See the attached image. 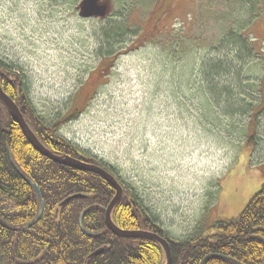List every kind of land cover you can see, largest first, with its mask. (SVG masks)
<instances>
[{
	"label": "rangeland",
	"instance_id": "374dc122",
	"mask_svg": "<svg viewBox=\"0 0 264 264\" xmlns=\"http://www.w3.org/2000/svg\"><path fill=\"white\" fill-rule=\"evenodd\" d=\"M80 1L0 0V65L165 238L212 235L264 183V0H110L104 20L79 18Z\"/></svg>",
	"mask_w": 264,
	"mask_h": 264
},
{
	"label": "trees",
	"instance_id": "16d2710c",
	"mask_svg": "<svg viewBox=\"0 0 264 264\" xmlns=\"http://www.w3.org/2000/svg\"><path fill=\"white\" fill-rule=\"evenodd\" d=\"M227 37L230 38L229 34ZM237 37L235 43L247 41L243 34ZM231 47L236 50L238 44L229 43L221 53ZM251 52L247 47L249 56ZM234 53L229 51L228 55L235 63L238 57ZM220 64L213 66L220 68ZM220 76L217 73L215 77L220 79ZM207 78L206 74L208 82ZM21 83L13 68L4 65L3 69L0 65V87L19 107L35 138L57 156L87 162L78 150L56 137L52 125L55 121L46 123L29 106ZM25 102L28 108L24 107ZM21 174L37 186L43 203L40 220L29 229L24 226L35 219L40 204ZM130 194L123 190L111 220L123 231H150L164 238L171 250L172 264H200L209 255L217 256L208 258L204 264H233L225 258L240 264H264V245L252 238L259 235L264 239V183L237 218L213 222L212 235L202 232L181 240L165 238L162 229ZM113 195L104 178L57 164L37 153L0 101V218L17 230L0 226V264H165V252L157 241L115 236L106 228L105 209ZM80 225L97 234L87 236Z\"/></svg>",
	"mask_w": 264,
	"mask_h": 264
},
{
	"label": "water",
	"instance_id": "95a60500",
	"mask_svg": "<svg viewBox=\"0 0 264 264\" xmlns=\"http://www.w3.org/2000/svg\"><path fill=\"white\" fill-rule=\"evenodd\" d=\"M74 8L77 11L78 17L81 19L99 18L101 20H104L105 18H107V15L110 14L112 6H110V0H81ZM0 101L2 102V104H4L5 108H7L11 118L14 119L19 129H21L24 139L28 141L29 145L33 149H35L37 152L41 153L43 156H45L48 159H51L57 164H62L68 168H73L79 171L84 170L90 173L93 172L97 174L98 176L105 178L107 182L111 185V187L115 189V196L113 197V200H111L108 206L106 207L105 216H104L105 225L110 232H112L115 236H120L123 238L142 237V238H147V239L150 238L152 240L157 241L159 244H161L163 251H165L166 264H171V250H169L168 243L165 240H163L161 237L151 232L148 233V232H143L139 230L138 231H123L119 227L115 226L113 221H111L110 217L113 211L112 209L119 202L122 196V188L115 178H113L105 169L99 168L93 164L89 165L85 161L80 162L73 158H67V157H62V156L57 157L53 155L49 150L44 149L43 146L38 141V139L35 138L30 128H28L27 124L24 121V118H22V115L18 107H16L15 103H13L10 97H8L2 91L1 87H0ZM21 177L27 184H29L32 187V189L34 190V192L36 193L38 197L39 204H40L39 210L37 212L38 215L36 216V218L24 226V229H29L31 226L35 225V223H37L40 220L42 216L43 203L40 197V192L37 189V186L33 184L32 182H30L29 179H26L22 174H21ZM0 226H2L3 228L7 230L17 231L15 227L7 225L1 219H0ZM80 229L82 233H85L87 236H90L93 234L83 229L81 225H80ZM252 238L254 239L257 238L264 245V239L262 237L253 236ZM101 251H102L101 249L97 250L94 254L96 255ZM214 256H217V255H214ZM214 256L209 255V256L203 257L200 264H204V262L208 258L214 257ZM225 259L230 260L233 264H240L238 261H234L229 258H225Z\"/></svg>",
	"mask_w": 264,
	"mask_h": 264
},
{
	"label": "flooded vegetation",
	"instance_id": "af4514ba",
	"mask_svg": "<svg viewBox=\"0 0 264 264\" xmlns=\"http://www.w3.org/2000/svg\"><path fill=\"white\" fill-rule=\"evenodd\" d=\"M161 6L162 7L160 11L152 16V23H151L152 28L155 27V25L158 24V22H160L162 18H164L165 13H167L168 11L167 9L168 6H164V5H161Z\"/></svg>",
	"mask_w": 264,
	"mask_h": 264
},
{
	"label": "bare ground",
	"instance_id": "6f19581e",
	"mask_svg": "<svg viewBox=\"0 0 264 264\" xmlns=\"http://www.w3.org/2000/svg\"><path fill=\"white\" fill-rule=\"evenodd\" d=\"M215 40V39H214ZM135 231V230H134ZM259 236V235H258Z\"/></svg>",
	"mask_w": 264,
	"mask_h": 264
}]
</instances>
